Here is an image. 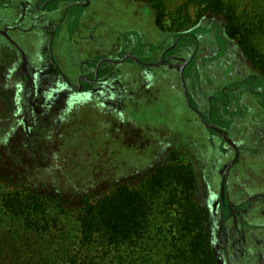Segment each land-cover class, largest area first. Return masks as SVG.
Returning a JSON list of instances; mask_svg holds the SVG:
<instances>
[{"label": "rangeland", "instance_id": "obj_1", "mask_svg": "<svg viewBox=\"0 0 264 264\" xmlns=\"http://www.w3.org/2000/svg\"><path fill=\"white\" fill-rule=\"evenodd\" d=\"M163 1L164 29L147 0H3L5 193L33 188L77 211L176 152L196 171L219 264H264V79L222 18Z\"/></svg>", "mask_w": 264, "mask_h": 264}, {"label": "trees", "instance_id": "obj_2", "mask_svg": "<svg viewBox=\"0 0 264 264\" xmlns=\"http://www.w3.org/2000/svg\"><path fill=\"white\" fill-rule=\"evenodd\" d=\"M259 1L188 0L186 7L222 18L227 37L264 79V53L255 42L263 20L254 15L262 10ZM147 2L164 29V1ZM198 183L193 165L173 152L141 180L118 182L76 211L33 188L7 195L13 178L0 176V264H219ZM60 215L73 218L75 230L56 232Z\"/></svg>", "mask_w": 264, "mask_h": 264}, {"label": "water", "instance_id": "obj_3", "mask_svg": "<svg viewBox=\"0 0 264 264\" xmlns=\"http://www.w3.org/2000/svg\"><path fill=\"white\" fill-rule=\"evenodd\" d=\"M228 140V139H227ZM229 141V140H228ZM230 142V141H229Z\"/></svg>", "mask_w": 264, "mask_h": 264}]
</instances>
